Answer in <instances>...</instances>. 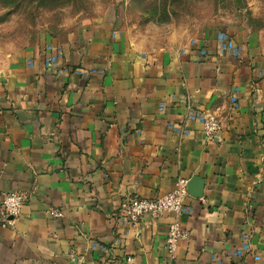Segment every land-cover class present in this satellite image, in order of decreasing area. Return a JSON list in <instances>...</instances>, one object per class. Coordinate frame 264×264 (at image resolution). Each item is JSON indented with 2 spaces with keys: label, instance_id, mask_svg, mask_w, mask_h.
Instances as JSON below:
<instances>
[{
  "label": "crops",
  "instance_id": "obj_1",
  "mask_svg": "<svg viewBox=\"0 0 264 264\" xmlns=\"http://www.w3.org/2000/svg\"><path fill=\"white\" fill-rule=\"evenodd\" d=\"M221 30L242 45L241 58L218 56ZM149 42L108 14L0 56V200L28 196L14 227L0 226V264H264V46L225 23ZM48 43L63 50L60 76L44 66ZM189 105L218 117L211 141L184 121ZM193 177L205 180L204 195L186 200L195 212L180 217L189 238L174 259L173 214L120 221L126 198L154 199ZM245 237L252 254L231 255ZM94 241L108 252L91 250Z\"/></svg>",
  "mask_w": 264,
  "mask_h": 264
},
{
  "label": "rangeland",
  "instance_id": "obj_2",
  "mask_svg": "<svg viewBox=\"0 0 264 264\" xmlns=\"http://www.w3.org/2000/svg\"><path fill=\"white\" fill-rule=\"evenodd\" d=\"M108 14L118 28L149 44L225 23L264 46V0H0V56L28 49L42 34Z\"/></svg>",
  "mask_w": 264,
  "mask_h": 264
},
{
  "label": "built area",
  "instance_id": "obj_3",
  "mask_svg": "<svg viewBox=\"0 0 264 264\" xmlns=\"http://www.w3.org/2000/svg\"><path fill=\"white\" fill-rule=\"evenodd\" d=\"M217 41V53L219 57H225L226 55L241 58L243 47L240 45L233 35L225 30H221L216 35ZM199 39H191L190 46H198ZM200 46V45H199ZM202 57L207 56L205 48L199 49ZM64 53L60 46L54 43H48L44 50V66L50 69H54L57 75H62L67 72V69L61 66ZM28 65L32 67L34 63L29 61ZM77 75H88L89 73L84 69H75ZM103 73V71H100ZM238 92V88H235V93ZM185 102L186 99H179ZM238 97L233 95L231 97V104L237 106ZM161 110L166 108V103L161 104ZM185 122H193L201 125L202 133L206 140H212L220 131L221 125L218 117L210 112L204 111L200 106L189 105L187 113L184 117ZM171 128L181 135H190L191 132L185 129L181 125H171ZM261 145L263 149V165H264V133L261 138ZM264 172V170H263ZM187 179H179L176 183L175 190L156 197L154 199H143L140 197L126 198L122 201L119 209L120 221L127 226L137 225L144 217H150L157 219L165 214H173L175 216L173 222L170 224L168 234L166 238V250L172 259L175 258L177 246L180 240L188 239L189 233L181 227L180 217L190 216L194 214L195 209L187 204L186 200L191 196L188 191ZM28 196L25 193L19 191H13L4 193L0 200V226L3 228H13L16 220L20 217L22 209ZM51 213L54 217H62V214L57 209H52ZM120 243V240H118ZM90 249L101 252H108V247L100 244L99 242H92ZM231 255L237 257H246L252 254V246L250 239L245 237L242 246L233 252ZM256 260H260V257L255 256ZM133 258L127 257L125 261L117 260L115 264H132Z\"/></svg>",
  "mask_w": 264,
  "mask_h": 264
},
{
  "label": "water",
  "instance_id": "obj_4",
  "mask_svg": "<svg viewBox=\"0 0 264 264\" xmlns=\"http://www.w3.org/2000/svg\"><path fill=\"white\" fill-rule=\"evenodd\" d=\"M205 180L200 177H193L188 183V191L190 195L196 199L203 198Z\"/></svg>",
  "mask_w": 264,
  "mask_h": 264
}]
</instances>
